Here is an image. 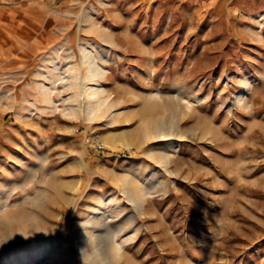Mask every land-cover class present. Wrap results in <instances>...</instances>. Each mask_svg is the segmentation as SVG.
<instances>
[{
	"label": "rangeland",
	"instance_id": "374dc122",
	"mask_svg": "<svg viewBox=\"0 0 264 264\" xmlns=\"http://www.w3.org/2000/svg\"><path fill=\"white\" fill-rule=\"evenodd\" d=\"M256 31L196 0H0V264H264Z\"/></svg>",
	"mask_w": 264,
	"mask_h": 264
},
{
	"label": "crops",
	"instance_id": "0c3cea01",
	"mask_svg": "<svg viewBox=\"0 0 264 264\" xmlns=\"http://www.w3.org/2000/svg\"><path fill=\"white\" fill-rule=\"evenodd\" d=\"M214 18H233L264 38V0H196Z\"/></svg>",
	"mask_w": 264,
	"mask_h": 264
},
{
	"label": "clouds",
	"instance_id": "9594fccd",
	"mask_svg": "<svg viewBox=\"0 0 264 264\" xmlns=\"http://www.w3.org/2000/svg\"><path fill=\"white\" fill-rule=\"evenodd\" d=\"M25 238H27V237H25ZM7 242H9V241L6 239H0V246H2L3 244H5Z\"/></svg>",
	"mask_w": 264,
	"mask_h": 264
},
{
	"label": "bare ground",
	"instance_id": "6f19581e",
	"mask_svg": "<svg viewBox=\"0 0 264 264\" xmlns=\"http://www.w3.org/2000/svg\"><path fill=\"white\" fill-rule=\"evenodd\" d=\"M166 157V158H165ZM164 159H167V156H165ZM166 162V161H165Z\"/></svg>",
	"mask_w": 264,
	"mask_h": 264
}]
</instances>
